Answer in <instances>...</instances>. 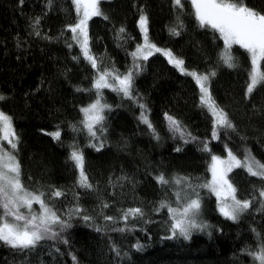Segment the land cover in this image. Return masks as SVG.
Listing matches in <instances>:
<instances>
[{"label":"trees","instance_id":"obj_1","mask_svg":"<svg viewBox=\"0 0 264 264\" xmlns=\"http://www.w3.org/2000/svg\"><path fill=\"white\" fill-rule=\"evenodd\" d=\"M245 2L264 12V0ZM181 4L101 0L104 15L93 16L88 25L93 68L69 30L79 19L72 0H0V95L5 97L0 111L12 118L19 140L20 178L29 191L44 193L42 199L71 225L60 233L62 239H46L24 253L0 244V264H258L248 250L258 251L264 241V197L259 196L264 182L243 168L229 173L237 197L253 201L236 221L220 214L216 196L200 185L211 181L213 155L230 150L241 160L248 154L264 163V85L248 95L249 54L232 45L237 66L228 67L221 58L225 44L220 34L199 25L190 0ZM142 14L150 43L169 49L190 72H215L209 77L210 93L233 129L217 127L219 138H213V116L201 105L198 84L165 56H132L142 43ZM102 71L112 73V83L114 76L131 71L133 98L110 88L98 92L94 85ZM99 98L110 109H104L105 119L94 126L93 137L81 109ZM168 117L179 122L183 135ZM57 131L59 139L51 135ZM205 144L209 151L202 150ZM73 150L84 156L91 189L79 184ZM161 175L170 183H158ZM182 177L187 181L175 183ZM56 190L63 195L52 196ZM197 192L201 209L196 220L207 227L193 229L190 239L168 238L173 221L161 202L182 209ZM76 207L82 211L70 214ZM129 208L142 209L143 217L125 222L121 217ZM51 227L59 231L58 225ZM120 228L126 230H114Z\"/></svg>","mask_w":264,"mask_h":264},{"label":"snow or ice","instance_id":"obj_2","mask_svg":"<svg viewBox=\"0 0 264 264\" xmlns=\"http://www.w3.org/2000/svg\"><path fill=\"white\" fill-rule=\"evenodd\" d=\"M23 3V0H20ZM73 5L76 7V13L79 19L74 26H69V30L74 34L73 39L79 43L83 56L89 60L93 68H96V60L90 54L89 36H88V21L93 16H103L100 11V0H72ZM192 6L195 9V17L201 27H207L220 34L225 44V51L222 53L221 58L227 64L228 67H236L235 57L231 54L232 45H238L244 49L250 57L252 68L249 71V82L247 85L246 93L251 95L253 91L260 85H264V71L260 69V61H264V12L257 11L249 7L245 0H191ZM175 5L182 7L181 0H175ZM104 19H107L104 16ZM39 19L35 20L33 25L35 35L39 36L40 32L36 30V25L39 24ZM140 28L145 33V45L138 46L136 51L132 53L135 58L147 59L148 55H151V49L155 48V45L147 42V17L145 15L140 16L139 20ZM120 33H124L125 29L122 27ZM175 34V29L172 30ZM71 47V45H69ZM144 47H147L149 51L144 52ZM160 51V49H156ZM170 59V62L174 63L177 68L180 69L186 75L194 77L197 83L200 85L201 105L211 111L215 117V124L213 128V138H219V133L216 130L217 127L233 129L234 126L228 119L227 114L219 109L213 100L206 82L209 79V75H198L196 72H188L184 69V61L175 57H172L171 52H165ZM78 59V57H74ZM138 67V66H137ZM112 75L110 72L102 71L99 78L95 81L94 87L99 92L102 88H112L113 91L121 92L129 99H132V82L133 75L129 71L127 75L122 78L119 75L114 76V79L119 82V88H115L110 85L106 76ZM211 76L215 75V72L210 73ZM5 97L0 95V100H4ZM143 107V105L141 106ZM105 108H109V105L101 104L100 99H97L94 103L87 108L81 109L86 116V127L91 136L95 137L96 133L93 131L95 124L103 122L105 117L103 111ZM169 121L173 125V130L179 131L181 135L184 134L179 122L175 121L172 117H168ZM145 124L151 128L150 122L146 117H142ZM0 132L3 133V138L8 141L11 149L17 150L19 143L15 130L12 124V118L0 111ZM55 139L60 138L59 131L51 133ZM190 135V134H188ZM95 147V145H93ZM102 147V145H101ZM180 149H177L179 151ZM203 151H209L205 144ZM99 151V148H97ZM229 160L222 161L218 156H212V180L208 183L200 185V187L207 188L213 193L217 200L220 202L219 210L226 219L236 221L239 219L240 214L245 212L252 206L253 201L251 199H239L237 198V189L228 180L227 173L233 168H243L252 177H257L264 182V163H261L255 157L248 154L244 159L237 158L229 150ZM70 159L74 162L75 166L80 171L79 184L81 187L92 188V185L88 182V177L84 172V156L79 150H73L70 154ZM221 165H225L221 167ZM21 170L19 161L16 156L6 151L4 147L0 146V244H3L17 252H27L35 250L41 241L46 239H62L60 233L65 229L71 227L69 223L63 220L53 208L42 199L44 193H34L29 191L21 181ZM158 183L161 185H167L170 183L164 176L157 177ZM182 181H187L186 177L175 179V183L180 184ZM191 187V184L188 185ZM193 192L195 189L193 188ZM63 193L60 190H56L52 193L54 197H60ZM259 196L264 197V185H262ZM33 203L39 204L41 213L37 214L33 209ZM104 207H108L107 204ZM261 208H264V201L261 202ZM26 209L28 214L25 215L21 209ZM160 208H167L170 217L173 221L171 225L173 238L177 234L190 239L193 229L203 230L207 225L198 223L196 217L200 213L201 199L199 193L195 194V198H189L186 205L181 209L170 207V205L164 201L161 202ZM82 211L79 207L70 210V214H78ZM144 215L143 210L140 208H129L123 210L121 219L125 222L129 217L136 219L142 218ZM83 219L90 220L91 217L84 216ZM105 220L115 221V217L106 216ZM52 225H58L59 231H54ZM118 231H125L126 229H114ZM96 231H103L100 227L96 228ZM255 231V230H253ZM257 239L259 240V233H257ZM63 243H67V240H63ZM142 246L137 245V249L141 250ZM112 250L117 256L120 255L119 250L113 246ZM248 254L253 257L254 261L258 264H264V241H260L258 251L253 252L248 250ZM75 260V257H73Z\"/></svg>","mask_w":264,"mask_h":264},{"label":"rangeland","instance_id":"obj_3","mask_svg":"<svg viewBox=\"0 0 264 264\" xmlns=\"http://www.w3.org/2000/svg\"><path fill=\"white\" fill-rule=\"evenodd\" d=\"M101 1V0H100ZM191 1V0H190ZM90 21V20H89ZM89 21H88V25H89ZM138 25H139V29H140V31H141V34H142V43L139 45V46H144L145 45V33L141 30V28H140V24L138 23ZM146 27H147V42L149 43V44H152V43H150L149 42V40H148V25H146ZM78 44V46L80 47V45H79V43H77ZM152 45H154V44H152ZM88 47H89V44H88ZM80 49H81V47H80ZM156 49H160V51H156ZM82 50V49H81ZM144 52L145 53H147L148 51H149V49L147 48V47H144ZM165 52H171L169 49H166V48H161V47H158V46H156L155 45V48L154 49H151V55L152 54H155V53H160V54H162L163 56H165L167 59H168V61L170 62V59H169V57L167 56V55H165L164 53ZM171 54H172V57H175V58H177L172 52H171ZM148 56H150V55H148ZM139 59H142V58H139ZM171 64H173L174 66H175V64L174 63H172V62H170ZM183 67H184V65H183ZM179 69V68H178ZM184 69H186L185 67H184ZM260 69H261V61H260ZM180 70V69H179ZM187 70V69H186ZM188 71V70H187ZM188 72H190V71H188ZM198 75H208V74H199V73H197ZM125 76V75H124ZM123 76H121V78H122ZM209 77H210V75H209ZM106 78V80H107V82L110 84V85H112L113 87H115V88H119V82L118 81H116L115 83H112L110 80H109V78H108V76H106L105 77ZM98 79V78H97ZM96 79V80H97ZM193 79L196 81V79L193 77ZM196 83H197V81H196ZM198 84V83H197ZM198 86H199V88H200V85L198 84ZM206 86H207V88H208V91L210 92V88H209V79H208V81L206 82ZM110 89H112V88H110ZM211 94V93H210ZM201 96H202V93H201ZM100 99V98H99ZM100 101H101V99H100ZM94 103V102H93ZM101 104H102V102H101ZM91 105V104H90ZM89 106V105H88ZM87 106V107H88ZM87 107H85V108H87ZM84 109V108H83ZM210 113H211V111H210ZM84 114V113H83ZM103 114V113H102ZM212 114V113H211ZM213 116V115H212ZM84 117H85V125H86V116H85V114H84ZM213 120H214V124H215V117L213 116ZM96 125V124H95ZM94 125V126H95ZM86 127V126H85ZM87 128V127H86ZM93 131H94V127H93ZM0 146H2V147H4L5 148V150L6 151H10V152H12L14 155H15V150H13V149H11V147H10V145L8 144V141L7 140H5L4 138H3V133L2 132H0ZM228 153H229V151H227V153H226V155L225 156H219V155H213V156H218V157H220L221 158V160L222 161H228L229 160V155H228ZM17 159V158H16ZM212 163H213V161H212V157H211V163H210V173H211V180H212V172H211V165H212ZM225 165H221V167H224ZM234 169V168H233ZM232 169V170H233ZM79 170V169H78ZM231 170V171H232ZM230 171V172H231ZM80 172V171H79ZM230 172H228L227 173V178H228V175H229V173ZM229 180V179H228ZM238 198V197H237ZM216 199H217V197H216ZM219 205H220V202L217 200V208H218V211L220 212V210H219ZM33 209L36 211V213L37 214H40L41 213V209H40V205L39 204H36V203H33ZM182 210V209H181ZM0 211H2V210H0ZM21 211L22 212H24L25 213V215H27L28 214V212H27V210L26 209H21ZM220 214H221V212H220Z\"/></svg>","mask_w":264,"mask_h":264}]
</instances>
